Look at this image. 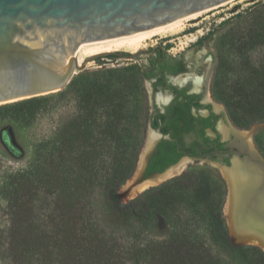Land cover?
<instances>
[{"label":"trees","instance_id":"trees-1","mask_svg":"<svg viewBox=\"0 0 264 264\" xmlns=\"http://www.w3.org/2000/svg\"><path fill=\"white\" fill-rule=\"evenodd\" d=\"M256 48H264V22L217 45L212 95L237 127L264 123V61L250 55ZM58 94L74 99L72 115L36 142L25 167L0 177L11 264H264L259 247L231 239L226 183L211 169L189 170L126 203L118 198L147 128L138 66L80 73ZM45 100L0 107V120L14 108L12 117L28 125L50 108ZM256 145L264 151V137ZM41 195L53 197L44 220L35 214ZM100 214L112 225L103 227Z\"/></svg>","mask_w":264,"mask_h":264},{"label":"water","instance_id":"water-1","mask_svg":"<svg viewBox=\"0 0 264 264\" xmlns=\"http://www.w3.org/2000/svg\"><path fill=\"white\" fill-rule=\"evenodd\" d=\"M230 1L0 0V105L59 92L89 63L108 56H121L118 52L100 53L86 57L79 63L74 53L81 42L111 39L155 27L165 29L174 20L184 16L193 17ZM140 52L122 55L125 59L133 60ZM261 127L262 124H257L249 130L250 139ZM240 132L233 128L234 135L246 147L247 157L241 158L234 154L229 164L207 161L224 167L232 181V193L238 201L232 208L231 221L237 235L257 237L264 242V214L252 210L253 222L250 224L244 216L249 210L242 198L247 188L255 190L250 197L259 190L264 193V160L251 140L249 143ZM149 134L154 135V141L143 157L141 171L133 177L144 145L138 155L133 179L128 183L131 177L117 191L123 203L141 194L129 198L138 185L147 179H156L177 165L145 176L148 158L157 142L161 138H168L150 125L145 141ZM254 175H258L261 181L253 180Z\"/></svg>","mask_w":264,"mask_h":264},{"label":"flooded vegetation","instance_id":"flooded-vegetation-1","mask_svg":"<svg viewBox=\"0 0 264 264\" xmlns=\"http://www.w3.org/2000/svg\"><path fill=\"white\" fill-rule=\"evenodd\" d=\"M194 46L201 59L193 58L190 53H174V48L167 43L150 45L138 54L146 58L140 72L142 82L147 83L149 89L144 96L147 129L150 125L168 137L157 142L148 158L145 176L161 172L183 159L229 164L234 154L247 157L244 143L233 133L236 127L225 107L210 94V78L217 55ZM117 52L121 56L108 58L134 54L124 50ZM240 135L247 141L250 138L249 132L241 131ZM173 158H177L176 162L168 164Z\"/></svg>","mask_w":264,"mask_h":264},{"label":"rangeland","instance_id":"rangeland-1","mask_svg":"<svg viewBox=\"0 0 264 264\" xmlns=\"http://www.w3.org/2000/svg\"><path fill=\"white\" fill-rule=\"evenodd\" d=\"M263 22L264 0H232L219 7L200 14L196 19L185 22L181 32L178 34L167 37H154L140 46L137 51L135 50L132 53L138 52L141 49H147L150 47V45H155L156 43H167V45L174 48V53H184L185 55L190 53L193 58L198 60L201 59L199 56L200 52H198V49H196L194 45H198L200 51H206L209 49L212 51V53L217 55V45L223 42L227 43L232 39H238L241 36L244 37V35L250 31L251 28L260 25ZM182 49H184V52ZM250 55L253 62L255 63L264 61V48H256L250 53ZM229 58L231 57L229 56ZM145 59V55H140L133 60L124 58L110 59L108 57H104L89 63L81 73H93L107 69H123L133 65L141 68L146 63ZM212 74H214V72L211 73L210 78V94L218 104L224 107V105L217 101L212 95ZM77 75H74L73 78ZM142 86L144 95H147L149 90L147 83L142 82ZM39 97L46 98L45 101H47L48 105H50V108H48L46 111H43L41 114H37L35 120L28 125L25 124V122L15 120V118L12 117L16 113L14 108L9 109L8 113H4L2 115L3 119L0 120V177L5 171H12L25 167L31 157L32 150L34 149L36 142L49 137L55 128L66 121L74 111L75 102L72 96L58 100L59 94L56 92ZM17 102L18 101L1 104L0 107H11ZM260 124H262V127L257 132L253 133L251 135V139L249 138V140H251L264 160V151H260L256 145V139L259 137H264V133L261 135L258 134V132L264 131V123ZM256 125L257 124L248 127H237L235 124H233V126L243 132H249V130ZM146 133L147 128L144 137H146ZM146 142L147 141H145V144ZM200 168L211 169L221 176L218 169L207 161H193L187 166L184 172L189 170H197ZM52 205V196L41 195L35 206V214L37 218L44 220L45 216L50 212ZM101 215L102 214L99 216V220L103 227H109L112 225V221L108 216ZM225 217L226 216L224 215L223 211V218L228 226V222ZM9 223L10 220L6 210V202L3 198V195L0 193V264H11L6 245ZM233 240L236 243L242 245L250 244L244 242L241 243L236 241L234 238ZM250 245L254 246V244Z\"/></svg>","mask_w":264,"mask_h":264},{"label":"bare ground","instance_id":"bare-ground-1","mask_svg":"<svg viewBox=\"0 0 264 264\" xmlns=\"http://www.w3.org/2000/svg\"><path fill=\"white\" fill-rule=\"evenodd\" d=\"M211 9H208L206 11H209ZM204 12H201L190 18H186V16H184L177 20H174L165 29L155 27L150 30L140 31V32H136L130 35L118 36V37H114L111 39L93 41V42H81L79 44V47L75 51L74 55L77 58L78 62L80 63L83 61L84 58L95 55V54L117 52L120 50L134 52L135 50L137 51V49H139L140 46H142L148 40L153 39L154 37H167V36L178 34L179 32H181L185 22L196 19L200 14ZM146 141L147 142L142 149L141 157H140V160L138 162V165H137V168H136V171L133 177H135V175L139 174V172L141 171L140 169H142L143 167V157L146 151L151 146V143L154 141V135L149 134ZM248 142L250 143L249 138H248ZM191 163L192 161L183 159L177 165L171 167L168 171H166L164 174L160 175L156 179H147L146 181L138 185L132 191L129 198H132L135 195L142 193L146 191L147 189H149L150 187L155 186L165 180H169L173 177L180 175L181 173L185 171L187 166ZM213 166L218 169L219 173L221 174L222 178L224 179L227 185V197H226V202L224 204L223 211H224V215L226 216L225 218L227 219V222H228L230 235L235 240H238L244 243L254 244L264 250V242L260 240L259 238L237 235L236 230L231 221L232 208L235 204H237V201H238L237 197L234 196L232 193V183H231L232 181L230 180L227 174V170L224 167H219L218 165H213ZM133 177L128 181V183L131 182ZM252 179L255 181H259V182L261 181V178L258 175H254ZM254 191L255 190L250 191V188H247L242 193L244 205L246 209L249 210L248 212L245 213L244 216L247 220L250 221V224L253 222L252 221V218H253L252 210L253 211L256 210L258 213L264 214V193L259 190L252 197H250L254 193ZM253 197H255V199H253Z\"/></svg>","mask_w":264,"mask_h":264}]
</instances>
